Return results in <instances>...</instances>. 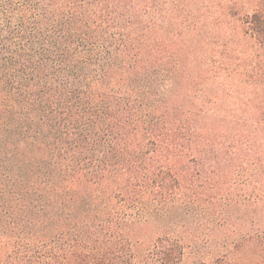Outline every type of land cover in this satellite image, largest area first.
Returning <instances> with one entry per match:
<instances>
[{
	"label": "trees",
	"instance_id": "16d2710c",
	"mask_svg": "<svg viewBox=\"0 0 264 264\" xmlns=\"http://www.w3.org/2000/svg\"><path fill=\"white\" fill-rule=\"evenodd\" d=\"M206 4L0 0V264H264V1L251 70Z\"/></svg>",
	"mask_w": 264,
	"mask_h": 264
},
{
	"label": "rangeland",
	"instance_id": "374dc122",
	"mask_svg": "<svg viewBox=\"0 0 264 264\" xmlns=\"http://www.w3.org/2000/svg\"><path fill=\"white\" fill-rule=\"evenodd\" d=\"M229 1H231L230 5H233L232 12L238 14L232 16L226 15L225 17H223L221 14L223 11H225L226 9L225 7L227 6V3ZM259 1L263 2L264 0H206L207 4L205 5L207 7L205 14L206 22L214 21V25L210 26L209 29V32L211 33L210 35L216 37L215 45H218V43H220V45L222 44V46L218 47V50L226 54L227 51L233 50L235 48L236 50L235 52L240 54V55L238 54V58L240 57V59L235 60V63L237 62L242 64L243 67H245L247 70H251V66L249 65V59H250V54L248 49L249 41L246 38H244L242 33L240 32L239 27L240 25H242L241 20H243V17L240 14L242 12L253 11L251 9H255ZM217 16H220V19H218V21L215 22L214 17ZM218 23H219L217 27L218 29H216ZM219 58L221 57L218 55V59ZM253 61H255V59H253ZM212 74L214 73L210 72L209 74L211 76L210 82L204 84L206 88H211L212 86L215 87L219 83L223 82L226 88L231 89L232 88L231 84L236 83L235 80L226 78L227 73H224L222 70L221 73H218L219 75L217 76H214ZM244 88L247 90L249 89L248 85L247 87L245 86Z\"/></svg>",
	"mask_w": 264,
	"mask_h": 264
}]
</instances>
